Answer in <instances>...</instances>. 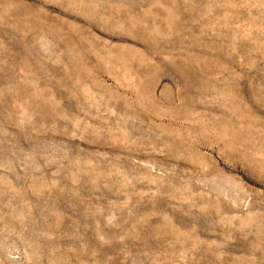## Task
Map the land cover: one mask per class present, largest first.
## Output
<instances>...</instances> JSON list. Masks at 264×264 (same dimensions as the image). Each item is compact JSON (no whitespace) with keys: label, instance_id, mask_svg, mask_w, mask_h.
Listing matches in <instances>:
<instances>
[{"label":"rangeland","instance_id":"rangeland-1","mask_svg":"<svg viewBox=\"0 0 264 264\" xmlns=\"http://www.w3.org/2000/svg\"><path fill=\"white\" fill-rule=\"evenodd\" d=\"M0 264H264V0H0Z\"/></svg>","mask_w":264,"mask_h":264}]
</instances>
